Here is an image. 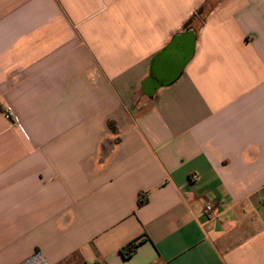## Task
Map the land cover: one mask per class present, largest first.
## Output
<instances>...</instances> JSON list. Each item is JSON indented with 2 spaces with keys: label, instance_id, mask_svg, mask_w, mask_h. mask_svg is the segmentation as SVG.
<instances>
[{
  "label": "crops",
  "instance_id": "crops-1",
  "mask_svg": "<svg viewBox=\"0 0 264 264\" xmlns=\"http://www.w3.org/2000/svg\"><path fill=\"white\" fill-rule=\"evenodd\" d=\"M33 255L264 264V0H0V264Z\"/></svg>",
  "mask_w": 264,
  "mask_h": 264
},
{
  "label": "water",
  "instance_id": "water-1",
  "mask_svg": "<svg viewBox=\"0 0 264 264\" xmlns=\"http://www.w3.org/2000/svg\"><path fill=\"white\" fill-rule=\"evenodd\" d=\"M194 44V33L189 30L174 36L152 58L148 77L141 84L144 96L153 98L158 89L168 87L176 81L193 55Z\"/></svg>",
  "mask_w": 264,
  "mask_h": 264
},
{
  "label": "built area",
  "instance_id": "built-area-1",
  "mask_svg": "<svg viewBox=\"0 0 264 264\" xmlns=\"http://www.w3.org/2000/svg\"><path fill=\"white\" fill-rule=\"evenodd\" d=\"M2 114L4 118L8 121H11L13 119L12 109L8 106L4 107L2 109ZM191 179H195V176H191ZM215 208L212 204L207 203L204 206V213L208 216V218H212L214 216ZM24 264H45L44 261L38 256L33 255L29 259H27ZM103 264V263H99Z\"/></svg>",
  "mask_w": 264,
  "mask_h": 264
},
{
  "label": "trees",
  "instance_id": "trees-1",
  "mask_svg": "<svg viewBox=\"0 0 264 264\" xmlns=\"http://www.w3.org/2000/svg\"><path fill=\"white\" fill-rule=\"evenodd\" d=\"M195 20H196V17L194 16L192 19H190L185 24L184 30L187 31V30L191 29L192 28V24L194 23ZM139 203H142V201H139ZM136 246H137V244H135V243L127 244L126 246H124V247H122L120 249V253L122 254V256L124 258H128V257H130L134 253V251L136 249Z\"/></svg>",
  "mask_w": 264,
  "mask_h": 264
}]
</instances>
